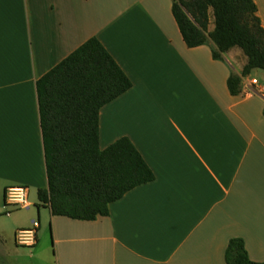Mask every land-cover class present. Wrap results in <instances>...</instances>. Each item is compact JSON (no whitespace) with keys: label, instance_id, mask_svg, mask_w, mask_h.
<instances>
[{"label":"crops","instance_id":"0c3cea01","mask_svg":"<svg viewBox=\"0 0 264 264\" xmlns=\"http://www.w3.org/2000/svg\"><path fill=\"white\" fill-rule=\"evenodd\" d=\"M253 2L264 29V0ZM171 5L0 0L2 199L11 186L46 189L35 82L91 37L131 82L99 111V148L128 138L154 175L93 221L36 207V243L14 242L30 216L13 234L9 264H225L233 238L251 261L264 262V93L245 94L264 86L250 85L251 72L241 77L247 58L237 47L221 60L212 58L209 39L187 48ZM230 75L240 77L237 95L227 90ZM43 213L47 245L38 237Z\"/></svg>","mask_w":264,"mask_h":264},{"label":"trees","instance_id":"16d2710c","mask_svg":"<svg viewBox=\"0 0 264 264\" xmlns=\"http://www.w3.org/2000/svg\"><path fill=\"white\" fill-rule=\"evenodd\" d=\"M253 0H172L171 13L187 48L209 39L211 56L221 60L233 47L247 58L241 77L264 72V29ZM210 15L214 28L208 31ZM240 92V77L226 81ZM131 88V82L103 45L91 37L35 82L47 187L37 191L51 216L93 221L109 204L150 183L154 175L128 138L99 148L100 109ZM264 114V111H263ZM50 240L52 233L50 229ZM225 264L251 261L241 239L227 243Z\"/></svg>","mask_w":264,"mask_h":264},{"label":"rangeland","instance_id":"374dc122","mask_svg":"<svg viewBox=\"0 0 264 264\" xmlns=\"http://www.w3.org/2000/svg\"><path fill=\"white\" fill-rule=\"evenodd\" d=\"M211 17V15H210ZM250 77H254L259 85L264 86V72L262 70H252ZM26 202L30 204L29 209H16L10 216H7L4 207V200L2 199V194L0 193V254L5 258L6 263L0 264H9L10 259V250H12V247L14 245L13 243V234L17 230V226L20 224H23L25 221L29 220L30 216H32V220L36 221V205L39 204L37 199L36 192L29 188L27 192V198ZM40 210L43 209L42 206L39 207ZM9 211H11V208H8ZM33 212V215H32ZM43 215L42 214V226L41 229L38 231V237L40 244H50V235L48 232V225H46L45 222H43ZM31 223L27 227L22 228H30ZM19 229V228H18Z\"/></svg>","mask_w":264,"mask_h":264},{"label":"built area","instance_id":"2783aa9c","mask_svg":"<svg viewBox=\"0 0 264 264\" xmlns=\"http://www.w3.org/2000/svg\"><path fill=\"white\" fill-rule=\"evenodd\" d=\"M250 85L253 87L257 84L256 79L249 80ZM264 93V88L255 91L251 88L245 90L246 95ZM27 193L26 189L22 186H11L5 189L3 194L4 207L12 209H24L28 206L26 202ZM38 223L34 221L30 228L18 229L14 234V242L21 247H32L36 243Z\"/></svg>","mask_w":264,"mask_h":264}]
</instances>
